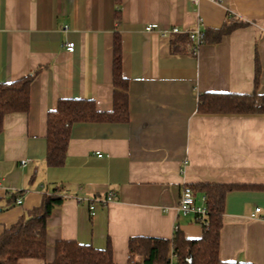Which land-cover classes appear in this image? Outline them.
I'll return each mask as SVG.
<instances>
[{
  "label": "crops",
  "instance_id": "0c3cea01",
  "mask_svg": "<svg viewBox=\"0 0 264 264\" xmlns=\"http://www.w3.org/2000/svg\"><path fill=\"white\" fill-rule=\"evenodd\" d=\"M231 17L247 24L196 53L193 43L173 49L184 33L173 27L217 28ZM116 34L129 120L74 123L63 165H47V115L61 98L113 108ZM37 70L30 109L6 114L0 132V234L45 194L64 201L48 219L45 259L21 264L51 262L60 239L110 242L114 264H128L133 236L171 238L179 226L199 238L195 214L178 205L183 186L200 182L242 184L226 197L219 257L264 264V113L198 111L202 92L252 93L257 84L264 94V0H0V81ZM110 193L92 215L89 202Z\"/></svg>",
  "mask_w": 264,
  "mask_h": 264
},
{
  "label": "trees",
  "instance_id": "16d2710c",
  "mask_svg": "<svg viewBox=\"0 0 264 264\" xmlns=\"http://www.w3.org/2000/svg\"><path fill=\"white\" fill-rule=\"evenodd\" d=\"M247 22L231 17L221 27L203 30L202 43H218L234 29ZM192 44L188 33L173 38V49L180 50ZM114 97L111 110H99L93 99L61 98L56 108L47 115L46 163L61 166L64 163L76 122L104 121L126 122L129 120V79L122 72L121 37L116 34L113 43ZM38 70L17 80L0 81V132L6 114L27 112L31 103V84ZM258 78L256 77V83ZM255 83V84H256ZM256 89L252 93L202 92L198 98L200 113L256 114L264 113V94ZM195 196L204 195L206 215H196L195 221L202 226L199 238H190L179 228L171 238L137 235L129 239L128 263L164 264H252L245 261H226L219 257L220 233L223 226L226 197L229 191L241 187L239 183L200 182L189 184ZM14 192L10 200L17 198ZM64 197L45 194L42 203L30 209L0 234V264H21L25 257L45 259L48 245V219L53 210L63 204ZM1 202V199H0ZM0 205V209H1ZM55 256L44 264H114L113 249L108 242L103 248L77 240L60 239L54 244Z\"/></svg>",
  "mask_w": 264,
  "mask_h": 264
},
{
  "label": "built area",
  "instance_id": "2783aa9c",
  "mask_svg": "<svg viewBox=\"0 0 264 264\" xmlns=\"http://www.w3.org/2000/svg\"><path fill=\"white\" fill-rule=\"evenodd\" d=\"M195 3H198L199 0H191ZM222 1V0H220ZM159 26L157 23H149L146 25V30L147 31H151L154 29H157ZM173 33H188L190 35V38L193 42V52L196 53L197 49L199 47L200 44H202L203 42V30H201L199 28V26H197L194 29H186V30H181L178 27H173L171 30ZM66 48L68 51L70 52H74L75 50V42L73 41H69L66 44ZM101 155V154H100ZM28 162V160H22L21 164L25 165ZM114 200V194L110 193L106 198L104 199H98L95 198L94 200H91L89 202V210L90 213L93 215L96 212L97 209V203H103V204H108L109 202ZM16 202L17 203H21L22 200L20 197L16 198ZM178 209L180 212H182L183 214L186 213H193L196 215H206V208L205 206L199 205L196 202V196L193 193L192 187L189 184H185L182 188L181 191V196H180V200H179V205H178ZM256 211H260V208H256ZM256 214H252V216H255ZM128 264H136L134 262L128 263ZM144 264V263H142ZM162 264V263H161ZM164 264H175L173 260H171L170 262L164 263Z\"/></svg>",
  "mask_w": 264,
  "mask_h": 264
}]
</instances>
